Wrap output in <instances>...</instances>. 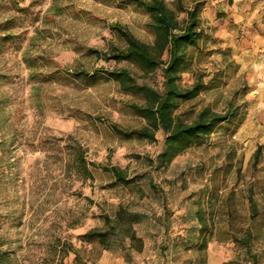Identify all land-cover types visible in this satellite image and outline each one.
<instances>
[{
    "label": "rangeland",
    "instance_id": "rangeland-1",
    "mask_svg": "<svg viewBox=\"0 0 264 264\" xmlns=\"http://www.w3.org/2000/svg\"><path fill=\"white\" fill-rule=\"evenodd\" d=\"M172 1L168 6L184 19ZM213 1L182 0L186 9L201 6L203 35L193 72L181 83L190 87L193 74L204 73L208 87L176 115L190 122L203 108L223 113L231 106L239 116L160 167L161 131L149 142L112 129L144 126L129 108L143 105L141 97L109 80L66 74L126 69L137 85L160 92V69L142 75L126 61L98 56L125 48L113 25L151 44L148 15L131 0H0V238L17 264H60L58 241L71 244L83 264H264V130L252 113L251 93L253 64L263 51L249 49L245 29H233ZM257 145L262 155L253 168ZM77 151L93 165L92 180L79 179L71 166ZM104 167L124 170L135 186L113 184ZM249 188L258 210L253 220ZM118 206L145 215L135 226L143 251L128 258L119 247L98 253L78 239ZM198 209L213 226L204 249ZM73 258L70 253L61 264H75Z\"/></svg>",
    "mask_w": 264,
    "mask_h": 264
},
{
    "label": "trees",
    "instance_id": "trees-1",
    "mask_svg": "<svg viewBox=\"0 0 264 264\" xmlns=\"http://www.w3.org/2000/svg\"><path fill=\"white\" fill-rule=\"evenodd\" d=\"M137 7L142 9L149 17L148 27L154 35L153 42L146 44L134 37L126 28L113 25L110 29L115 32L124 42L125 48L113 47L109 55H98L104 61H126L132 64L142 75L161 70L163 79L160 92L144 86L137 85L131 73L126 69L100 70L94 75L84 71L66 72L69 76L82 80L104 79L114 82L119 89L128 94L141 97L143 105L131 104V112L144 121L140 129L122 132L116 127L113 131L126 139L154 141L157 131L164 135L163 148L156 156V162L160 167H167L177 156L188 149L206 142L209 136L224 124H229L238 118V108L229 107L223 113H217L210 108L200 110L190 122H185L176 115L180 105L197 98L208 87L203 81L204 73H194V81L190 87H184L181 78L184 74L193 72L199 52V44L202 40L203 31L199 18L200 5L194 3L186 9L182 0L172 1L176 10L185 14V18L178 19V12L168 6L166 0H131ZM92 54L97 51L89 50ZM164 56L166 59H164ZM238 124L236 125V127ZM262 145H257L252 155V167L256 168L262 155ZM71 166L74 168L79 179L92 180V174L87 163L79 151L75 153ZM104 172L111 174L113 184L125 188L135 186L136 179L128 177L124 170L117 167L102 168ZM250 219L257 214V205L253 199L251 188L248 189L247 197ZM199 224V247L204 249L211 238L212 224L207 220V215L202 209L195 212ZM101 227L89 229L78 236L81 243H89L101 251H111L114 247L125 250V257L130 252L141 253L143 241L137 236L135 226L145 220V215L130 211L127 207L118 206L113 216L101 213ZM251 239L250 231L246 232L243 246L248 247ZM235 242H241L236 240ZM4 240L0 238V264H17L9 250L4 248ZM55 253L62 260L70 253L74 255L75 264H83V260L77 250L68 243L57 242ZM252 264H256L253 259Z\"/></svg>",
    "mask_w": 264,
    "mask_h": 264
},
{
    "label": "crops",
    "instance_id": "crops-1",
    "mask_svg": "<svg viewBox=\"0 0 264 264\" xmlns=\"http://www.w3.org/2000/svg\"><path fill=\"white\" fill-rule=\"evenodd\" d=\"M170 1V0H166ZM217 9L225 13V19L231 22L232 28L245 29L244 35L251 42L248 48L252 51L261 50L263 53L253 64V107L252 113L259 120L258 129L264 130V0H214Z\"/></svg>",
    "mask_w": 264,
    "mask_h": 264
}]
</instances>
